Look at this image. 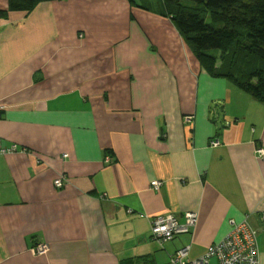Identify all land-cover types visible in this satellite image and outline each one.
<instances>
[{"label":"crops","instance_id":"1","mask_svg":"<svg viewBox=\"0 0 264 264\" xmlns=\"http://www.w3.org/2000/svg\"><path fill=\"white\" fill-rule=\"evenodd\" d=\"M8 1L0 143L16 151L0 154V264H171L185 245L196 260L245 216L264 264V105L131 0ZM187 211L190 232L150 237L153 217Z\"/></svg>","mask_w":264,"mask_h":264},{"label":"trees","instance_id":"2","mask_svg":"<svg viewBox=\"0 0 264 264\" xmlns=\"http://www.w3.org/2000/svg\"><path fill=\"white\" fill-rule=\"evenodd\" d=\"M39 1L9 0L7 9L29 12ZM131 1L169 17L207 74L264 105V0H156V8L152 0ZM120 264L153 262L142 255Z\"/></svg>","mask_w":264,"mask_h":264},{"label":"built area","instance_id":"3","mask_svg":"<svg viewBox=\"0 0 264 264\" xmlns=\"http://www.w3.org/2000/svg\"><path fill=\"white\" fill-rule=\"evenodd\" d=\"M2 108L3 106L0 105V112ZM217 143V140L212 142L214 145ZM14 151H16V145L3 147L0 143V154ZM258 151L264 155V148H259ZM54 183L56 186H61L63 179L58 177ZM151 184L154 188H158L160 183L153 180ZM195 221L196 213L192 211L184 213L183 221L174 213L157 215L152 218L150 223V237L160 242L169 240L177 234L188 232ZM228 223L229 231L219 241L212 243L204 256L196 260H188L186 255L189 245H185L174 252L170 258V263L208 264V258L215 256L217 264H258L257 231L249 222L248 217L245 216L241 220L230 218ZM32 248L35 252H44L47 245L39 242L35 243Z\"/></svg>","mask_w":264,"mask_h":264},{"label":"rangeland","instance_id":"4","mask_svg":"<svg viewBox=\"0 0 264 264\" xmlns=\"http://www.w3.org/2000/svg\"><path fill=\"white\" fill-rule=\"evenodd\" d=\"M137 2H140L139 0L137 1ZM156 2V0H152L151 1V4L156 8V6L157 7H159V4H158V2L157 3H155ZM177 29V28H176ZM186 44L188 45V43L186 42ZM188 47L190 48V46L188 45ZM179 48H181V47H179ZM190 50H191V48H190ZM192 51V50H191ZM179 54V53H178ZM217 260H216V257L214 256V257H211L210 258V264H217V262H216Z\"/></svg>","mask_w":264,"mask_h":264}]
</instances>
